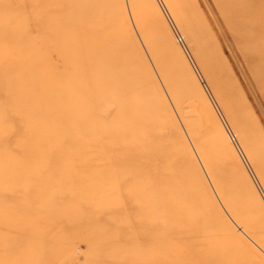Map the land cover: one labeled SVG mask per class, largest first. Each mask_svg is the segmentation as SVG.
<instances>
[{
  "label": "rangeland",
  "instance_id": "374dc122",
  "mask_svg": "<svg viewBox=\"0 0 264 264\" xmlns=\"http://www.w3.org/2000/svg\"><path fill=\"white\" fill-rule=\"evenodd\" d=\"M113 1L115 19L96 0H0V264H264V39L228 0ZM117 31L146 69L132 94Z\"/></svg>",
  "mask_w": 264,
  "mask_h": 264
},
{
  "label": "bare ground",
  "instance_id": "6f19581e",
  "mask_svg": "<svg viewBox=\"0 0 264 264\" xmlns=\"http://www.w3.org/2000/svg\"><path fill=\"white\" fill-rule=\"evenodd\" d=\"M96 1H98V5L96 4L97 11L104 10L105 8H107L106 6L112 5V14L113 16H115L114 19L117 18L118 15H120L119 13L120 9H119L117 2L113 1L112 3L111 0H96ZM106 3L108 5H106ZM228 3L230 4L228 8L229 9L228 12L230 13L234 21H236L239 32L244 37V40L246 42H249L250 45H253L256 42L255 38L259 40L264 39V0H228ZM249 22L257 23V26H256L257 32L255 31V33L253 34L248 32L247 26ZM148 31L150 30L148 29L144 31L142 35L150 51V55H152L154 59L159 58V62H165V63L167 62L168 67L171 66L172 72L165 70V68H167L166 65L165 67L161 66L158 68L160 71L162 70L161 75L163 76L167 86L168 87L173 86L178 83V78H177V74L175 71V67L173 63L171 62L169 56L162 49L161 44H159L158 41L154 39L152 32L150 31L148 33ZM120 33L121 32L117 31L112 34L111 38L108 39L111 45H112V42L115 44L114 45L115 47H111V52H112L111 53L112 55L111 56L112 58L111 67L113 68V71L116 72V75L113 76V78L114 77L116 78L113 81L118 80L120 82L122 81L124 83H127V87L129 88V93H131L133 92L134 89L136 90L138 86L142 88V84L144 85L145 83L144 78L146 77V69H145V66H143L137 59L133 44L130 41L125 40V43H119L120 45L118 44L116 46V43H118L117 40H123V37ZM148 34L150 35V38L148 37ZM253 53L256 56L258 55L257 58H260L258 53H261V52H258L257 48L255 50L251 49L250 55L251 54L253 55ZM151 81L150 80L147 81L148 94H146L145 101L146 102L153 101L155 102L154 107L159 108L160 103L153 94V89H152L153 85L151 84ZM130 101H132L131 102L132 107L137 105L139 106L137 107L138 110L142 109L140 107L142 106L140 103H139L140 105L138 103L137 104L134 103L136 102V100L133 101L132 99L131 100L129 99V102ZM144 111L147 112V114L144 115L145 120L148 121L150 119L149 123L147 122L146 124L150 126L151 123L153 124V120L154 118H156V115L158 113H156L153 109H148V108L144 109ZM143 120L144 119L142 118L141 121ZM138 121L141 122L140 120ZM174 138L172 137V141H173L172 143L170 144L163 143L164 145L162 146L168 149L170 148L169 151H167V153H170L172 155L174 162H177L178 160L182 158L181 155L183 154V152L180 149H178L177 151L176 141L178 140V138L177 137H174ZM228 197L232 199V201H235V202H238L244 205L246 204L243 193L236 187L231 188V191L229 192ZM211 214H212V218L214 219H216L217 217L222 218L219 213L211 212ZM82 223H83V227L89 226L88 223L87 224L85 222H82Z\"/></svg>",
  "mask_w": 264,
  "mask_h": 264
}]
</instances>
